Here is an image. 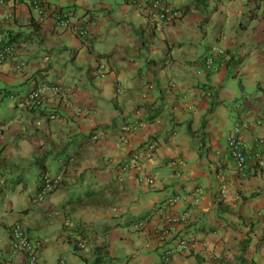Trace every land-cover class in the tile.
Masks as SVG:
<instances>
[{"label":"crops","instance_id":"1","mask_svg":"<svg viewBox=\"0 0 264 264\" xmlns=\"http://www.w3.org/2000/svg\"><path fill=\"white\" fill-rule=\"evenodd\" d=\"M45 1L48 15L29 0L0 11V35L23 43L17 58L27 62L23 72L11 60L0 65V264H28L12 248L15 222L42 240L37 264H264V144L243 174L227 145L239 118L250 126L248 148L264 138V0H167L184 11L171 23L150 20L130 0ZM60 16L88 24L91 37L61 28ZM215 49L224 54L207 72L204 58ZM42 81L70 86V101L50 96L42 110L21 109L18 100ZM203 86L214 98H198ZM140 119L145 125L122 142V126ZM149 141L156 151L141 171L122 172ZM44 174L60 186L39 202ZM141 174L155 184H140ZM174 197V210L190 218L180 236L192 245L165 262L178 236L160 243V219L147 216Z\"/></svg>","mask_w":264,"mask_h":264},{"label":"built area","instance_id":"2","mask_svg":"<svg viewBox=\"0 0 264 264\" xmlns=\"http://www.w3.org/2000/svg\"><path fill=\"white\" fill-rule=\"evenodd\" d=\"M12 0H0V11L11 2ZM31 6L38 11L40 15H48L51 13V8L46 4L45 0H29ZM75 1V0H74ZM130 2L137 8L143 9L150 20L158 23H171L182 18L184 11L181 8L172 6L167 0H130ZM6 18L11 19L12 14H7ZM59 26L63 29L70 28L77 34L82 40H87L91 37V29L88 24L73 23L69 18L65 16L58 17ZM23 43H17L12 40L4 38L0 35V65L11 60L12 69L15 72H23L27 68V62L22 58H17L18 48L23 46ZM224 54L222 50H213L209 52L204 58V68L207 72H215L218 69V56ZM148 88H152V84L148 85ZM117 91L120 92L121 88L117 87ZM72 95V88L62 83H55L49 81H42L37 86L30 89L23 97L18 100L19 107L23 110H42L45 103L50 96H64L67 101H70ZM196 95L201 100H210L214 98L215 91L207 86L199 88ZM235 107L239 112L245 114H251L252 109L246 107L243 103L236 102ZM190 109L193 105L189 106ZM84 113V109L77 108V114ZM140 112L138 111L137 114ZM49 118L55 120L57 118L56 113H49ZM255 124L257 126L263 125V120L256 119ZM145 125L143 120H138L136 126L132 124H124L121 128L120 140L124 143L128 142L129 135L134 128H140ZM1 127V120H0ZM249 123L246 120L239 118L231 128L228 137L227 145L230 158L234 162L237 172L243 174L247 173L251 162L254 158H261V149L264 144V138L256 136L253 140V147L250 149L245 145L244 133L249 129ZM1 133V128H0ZM97 138V136H94ZM156 143L149 141L143 146L137 148L121 165L120 170L127 172L131 169H136L139 172L142 169V163L145 159L149 158L156 151ZM173 166L182 164L181 160H173ZM223 181V177H221ZM137 181L140 184L154 185L155 178L152 176H145L143 174L137 177ZM60 186V177H51L48 174H44L41 180V184L35 194L36 200L43 202L45 198L57 190ZM198 195L204 193L202 188L196 189ZM227 189L225 185L220 189V194L225 195ZM198 200V199H197ZM178 202V197L171 198L165 201L159 208H156L153 212L148 214V218L160 219L159 227L156 229L159 242L166 241L172 237L178 236L176 247H167L163 251V260L168 262L172 254L177 251H185L191 248L192 240L187 235H181V230L189 223V215L187 212L175 211L174 207ZM69 223V222H68ZM137 229L145 227V221L135 224ZM264 237V228H263ZM12 248L14 252H22L25 254L28 264H37L39 261V249L42 247V240L33 239L28 234L25 226L21 222H15L12 226ZM264 247V238L262 240ZM81 249L86 250L88 248L86 242L81 241L78 243ZM55 264H66V260L61 258ZM92 264H102L96 262Z\"/></svg>","mask_w":264,"mask_h":264},{"label":"rangeland","instance_id":"3","mask_svg":"<svg viewBox=\"0 0 264 264\" xmlns=\"http://www.w3.org/2000/svg\"><path fill=\"white\" fill-rule=\"evenodd\" d=\"M224 3H228L230 0H222ZM241 100H242V98H240ZM240 102H242V101H240Z\"/></svg>","mask_w":264,"mask_h":264},{"label":"trees","instance_id":"4","mask_svg":"<svg viewBox=\"0 0 264 264\" xmlns=\"http://www.w3.org/2000/svg\"><path fill=\"white\" fill-rule=\"evenodd\" d=\"M134 224H137V223H134ZM142 228H139V230H141ZM103 264V263H102ZM133 264H135V263H133Z\"/></svg>","mask_w":264,"mask_h":264},{"label":"clouds","instance_id":"5","mask_svg":"<svg viewBox=\"0 0 264 264\" xmlns=\"http://www.w3.org/2000/svg\"><path fill=\"white\" fill-rule=\"evenodd\" d=\"M86 244H87V243H86ZM87 246H88V245H87ZM86 250H88V248H87ZM86 250H85V251H86ZM95 263H96V262H95Z\"/></svg>","mask_w":264,"mask_h":264}]
</instances>
